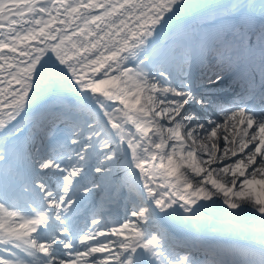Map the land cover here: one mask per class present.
Instances as JSON below:
<instances>
[{"label": "snow or ice", "instance_id": "obj_1", "mask_svg": "<svg viewBox=\"0 0 264 264\" xmlns=\"http://www.w3.org/2000/svg\"><path fill=\"white\" fill-rule=\"evenodd\" d=\"M186 7L0 0V264H264V0L192 24L179 22ZM46 78L74 82L64 85L72 96L30 112ZM226 81L239 86L234 97L220 91ZM50 117L67 125L58 147L44 131ZM30 127L32 150L20 143ZM122 165L135 220L101 231L93 218L77 236L81 194L103 190ZM14 197L24 209L8 206ZM221 199L247 243L217 248L159 223H197Z\"/></svg>", "mask_w": 264, "mask_h": 264}, {"label": "bare ground", "instance_id": "obj_2", "mask_svg": "<svg viewBox=\"0 0 264 264\" xmlns=\"http://www.w3.org/2000/svg\"><path fill=\"white\" fill-rule=\"evenodd\" d=\"M234 2H236V0H185V3L186 5H188V7H186L185 11L181 14V19L179 22L188 24L195 23L199 17L209 13L210 11L215 10L217 8H222ZM58 26L62 27V25ZM69 31H71V29H69ZM129 66L131 67L132 65L129 64ZM85 71L88 76L92 75L91 69H86ZM112 74L114 73H110V75ZM97 78H102V73L97 74ZM69 83L74 82L66 80L63 82V85L57 84L56 87L53 88L49 79L46 78L45 80H43L40 83L38 95L32 97V99L35 101V104H30V112L35 111L37 108H40L42 105H44L49 97L53 98L59 96L64 98L66 102L72 96L71 89L64 86ZM235 91H240V88L237 84H235V86H233L230 90L224 93V95L226 97H230L231 93ZM52 102L60 103V101H53L52 99L51 102H49V105ZM29 117L31 119V116ZM215 119H217V117H215ZM219 119L223 118L220 117ZM131 130L134 131V128H132ZM219 143L222 148L223 141L221 140L219 141ZM229 147H231V145H229ZM170 150V148L166 149V151ZM228 156H231L230 152L228 153ZM227 162L228 159L226 157L224 163ZM125 166L126 165H122L120 168L113 170V175L108 178L107 186L103 190L97 189L88 196H83V194H81L83 198L80 204L76 206L77 211L71 217L72 226H75L77 223H79L80 225V222H82L84 219L83 217H81V215L93 206L95 207V204L99 206V209L106 210L109 215H114L115 217L113 221H110L108 223L101 222L98 226L99 230L101 231H108L112 227H119L120 224L124 223L126 220H135L127 213V208L130 207L132 209L133 204L131 197H129L128 195L127 187H123L126 179H128L124 171ZM134 171L138 176V170ZM164 182L165 181L162 179L157 180V184H162ZM142 185L143 181L141 180L140 186L142 187ZM157 190L161 192L164 191L163 188H158ZM18 200L15 197L10 199L8 201V206H12L14 204L13 202ZM225 209L226 206L223 205L221 199L218 201L216 209L202 211L200 213V217L197 223H193L190 225L182 224L178 218H165L159 221V223L163 225L165 230L170 231V235H173V237L175 238H199L207 244L217 248H224L231 245L247 243L248 238L243 233L234 230L232 226L233 222L229 218L224 217L222 215V212ZM97 239L106 242V240L109 238L101 236ZM111 239L115 240L116 237H111ZM2 247L3 246L0 245V248ZM4 254L5 253H0V255ZM97 256H99V254H97Z\"/></svg>", "mask_w": 264, "mask_h": 264}, {"label": "rangeland", "instance_id": "obj_3", "mask_svg": "<svg viewBox=\"0 0 264 264\" xmlns=\"http://www.w3.org/2000/svg\"><path fill=\"white\" fill-rule=\"evenodd\" d=\"M26 119L27 118H25V120L24 121H22L21 122V126H23L24 124H26ZM49 128H50V126H48ZM56 132V134H54V136L52 137V138H56V137H58V138H60V139H63V138H65V136L67 135V131L66 130H63V129H56L55 130ZM22 209H24V208H22ZM131 208L130 207H128L127 208V213H128V215H130V213H131ZM131 216V215H130ZM134 218V217H133ZM135 219V218H134Z\"/></svg>", "mask_w": 264, "mask_h": 264}]
</instances>
